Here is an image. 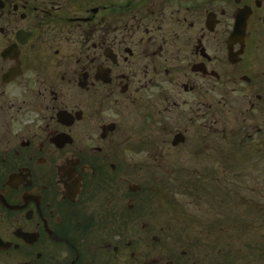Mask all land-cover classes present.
I'll return each instance as SVG.
<instances>
[{
  "label": "flooded vegetation",
  "instance_id": "af4514ba",
  "mask_svg": "<svg viewBox=\"0 0 264 264\" xmlns=\"http://www.w3.org/2000/svg\"><path fill=\"white\" fill-rule=\"evenodd\" d=\"M183 146L225 219L166 214ZM0 264H264V0H0Z\"/></svg>",
  "mask_w": 264,
  "mask_h": 264
},
{
  "label": "rangeland",
  "instance_id": "374dc122",
  "mask_svg": "<svg viewBox=\"0 0 264 264\" xmlns=\"http://www.w3.org/2000/svg\"><path fill=\"white\" fill-rule=\"evenodd\" d=\"M206 96L201 97V101L204 100ZM199 101V100H198ZM198 107V108H197ZM196 107L197 109V125L198 123L204 124V121L200 120L201 114L203 112V108L198 105ZM200 109V110H199ZM182 108L179 110L176 109L175 111L171 112L170 114H165V121L169 124H178L183 119V116L181 114ZM187 118V117H185ZM128 128V127H127ZM135 135H140L141 133L138 131H134ZM203 134H206V132L203 130ZM220 143H217L219 145ZM185 147V148H184ZM246 154V150H245ZM166 157H164L163 161V167H164V174L162 175L164 179V183L167 184V188L164 190V206L166 214H171L172 216H177L181 220V226H187L188 228H194L196 227L195 222H202V223H211L214 221H221L223 218V215L219 213V208H221L224 211V208L220 205L215 203L210 197L214 195L211 190L207 188V182L205 177L207 175H199V174H192L189 172L197 170H204L206 166L205 160L202 161V164L199 163V159H197V154H193L191 149H189L186 146H183L181 148L172 149L169 147H165V154ZM247 162H245V166H253V159L252 158H246ZM182 168H186V174L181 175H173L172 173L174 171H179ZM188 173V174H187ZM189 176V180L193 183H197L201 186H205V190L202 189H194L191 191H187L189 195H187L186 191L184 190H178L176 187L178 186L176 183L175 178H179L181 183L187 182V179ZM181 177V178H180ZM263 177V175L261 176ZM228 183H230V180L228 178ZM234 183V182H233ZM175 184V185H174ZM198 186V185H196ZM172 190H171V189ZM182 188V186H181ZM235 192V191H233ZM186 193V195H185ZM174 204V205H173ZM234 210V214L236 215V207H232ZM246 209V208H245ZM247 210V209H246ZM247 213V212H246ZM181 216H179V215ZM194 218V222H190ZM184 219L185 221H182ZM190 231V230H188ZM247 237H250L247 235ZM238 238H232V239H224L222 240L220 237L216 238H200V241L203 246L211 245V247H215L217 249H222L224 246V249H228L229 253L231 255H235V257L240 256L242 253H245V249L243 250L241 243L237 242ZM228 241V242H226ZM245 261H247L249 255L244 254Z\"/></svg>",
  "mask_w": 264,
  "mask_h": 264
},
{
  "label": "trees",
  "instance_id": "16d2710c",
  "mask_svg": "<svg viewBox=\"0 0 264 264\" xmlns=\"http://www.w3.org/2000/svg\"><path fill=\"white\" fill-rule=\"evenodd\" d=\"M245 148H246V147H245ZM234 150H242V149H241V148H237V147H235ZM246 158H247V157L244 158V161H245V162H247V159H246ZM193 189H194V188H193ZM186 193H187V192H186ZM186 193H185V195H186ZM187 195H189V194L187 193Z\"/></svg>",
  "mask_w": 264,
  "mask_h": 264
}]
</instances>
